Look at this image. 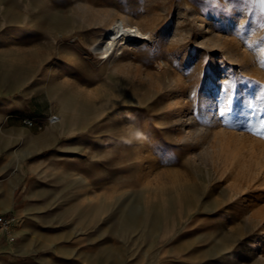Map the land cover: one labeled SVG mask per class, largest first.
<instances>
[{
    "label": "rangeland",
    "instance_id": "rangeland-1",
    "mask_svg": "<svg viewBox=\"0 0 264 264\" xmlns=\"http://www.w3.org/2000/svg\"><path fill=\"white\" fill-rule=\"evenodd\" d=\"M121 15L158 33L100 57ZM210 32L241 56L200 115ZM179 97L213 130L187 146ZM220 137L264 143V0H0V264H264V173Z\"/></svg>",
    "mask_w": 264,
    "mask_h": 264
},
{
    "label": "bare ground",
    "instance_id": "bare-ground-1",
    "mask_svg": "<svg viewBox=\"0 0 264 264\" xmlns=\"http://www.w3.org/2000/svg\"><path fill=\"white\" fill-rule=\"evenodd\" d=\"M112 12V11H111ZM189 12H190V9H189ZM194 10H192L191 8V13L194 15ZM112 15H115L117 13H114L112 12L111 13ZM119 16V15H117ZM124 16V15H121V17ZM112 17V16H110ZM198 17V16H197ZM196 17V18H197ZM114 18V16H113ZM142 18V17H141ZM143 18H145L143 16ZM193 19V17H191ZM195 18V17H194ZM195 18V19H196ZM108 19V18H107ZM106 19V21L108 22V20ZM152 19H154L152 17ZM194 19V20H195ZM204 19V18H203ZM206 20H209L210 18L209 17H205ZM112 20V19H110ZM141 21V19H139ZM146 20V19H145ZM147 20H150V18ZM106 21H104L105 25H106ZM155 21V20H153ZM101 22V21H100ZM151 22V20L149 21ZM206 22V21H205ZM103 23V21H102ZM104 23L102 25H104ZM146 23V21L144 22ZM155 23V22H154ZM194 23V22H193ZM196 23V22H195ZM194 23V24H195ZM99 24V23H98ZM156 24V23H155ZM101 25V26H102ZM155 27V26H154ZM154 27L150 26V25H146V24H142L141 22L138 21V19L136 20L135 18L131 17V16H126V17H122L120 19H115L113 20L112 22L109 23L108 25V28H107V34H105L103 36V38L101 39V41L94 47V52L96 54H98L100 57H103V58H110V57H113L117 54H119L120 52H130V51H135L136 49H140L141 47H145L148 45V43H150V41L153 40L154 38V35H156V32L154 30ZM157 27V26H156ZM155 27V28H156ZM200 27V26H199ZM198 27V28H199ZM157 30V29H156ZM184 31H182L183 33ZM206 32V31H205ZM204 33V32H203ZM178 34V33H177ZM186 34V33H185ZM190 34V33H189ZM199 34V33H198ZM208 34V33H207ZM210 34V38L212 39H209V45H214L215 47L219 46V47H222L221 49V54L223 55L222 57H219L218 53L219 52H212L211 53V61L210 63H212V75L210 76V83H209V86H208V89L201 92L202 96L200 97L199 101H198V107H199V110L201 112L200 115L204 114V112L209 109V108H212L214 104V100L216 99V97L218 96V89L221 85H219V78H218V64L220 60H228V61H236L237 59V56H239L238 54L235 53V49H231V48H228V47H225L222 45V41H219L217 39L214 38L213 35H211V32L209 33ZM214 35H216L214 32H213ZM160 35V34H159ZM183 35V34H182ZM180 36V35H179ZM178 36V37H179ZM205 36V35H204ZM212 36V37H211ZM186 37V36H185ZM184 38V37H183ZM188 38V37H187ZM205 38V37H204ZM180 39V38H179ZM177 40V39H176ZM183 40V39H182ZM181 40V42H182ZM187 40V39H186ZM207 41V40H206ZM208 42V41H207ZM207 42H205L204 44H206ZM181 44V43H180ZM183 44V43H182ZM202 44V43H201ZM176 45H178L176 43ZM186 45V44H185ZM226 45V44H225ZM180 46V45H179ZM213 46V47H214ZM125 47L126 49L123 50L122 48ZM230 47V46H229ZM209 48V47H208ZM207 49V47L205 48ZM212 49V47H211ZM209 49V50H211ZM208 50V49H207ZM212 51H215L212 50ZM206 52V51H205ZM208 53V52H206ZM137 55V54H136ZM205 55V54H204ZM203 55V57H204ZM243 55V54H242ZM221 56V55H220ZM241 56V55H240ZM102 58V59H103ZM124 59V56L122 57ZM121 58V59H122ZM205 58V57H204ZM241 58V57H240ZM113 59V58H112ZM120 59V58H118ZM117 59V60H118ZM122 59V60H123ZM126 59V58H125ZM124 59V61H126ZM239 60V57L237 59V61ZM227 61V62H228ZM116 62V61H115ZM166 62V61H164ZM203 62V60H202ZM125 63V62H124ZM222 63V61H221ZM229 63V62H228ZM224 64V63H223ZM221 64V68H222V65ZM121 65H124L122 64V61H121ZM120 65V66H121ZM167 65V64H166ZM225 65V64H224ZM245 65V64H244ZM160 66V65H159ZM220 67V66H219ZM120 68H118L119 70ZM230 69V68H228ZM123 70V69H122ZM211 70V69H210ZM220 71V70H219ZM221 74V73H220ZM206 83V82H205ZM207 85V83H206ZM190 86V85H189ZM191 87V86H190ZM182 88H183V85H182ZM182 88H178V89H182ZM184 88L185 85H184ZM193 88V87H192ZM206 89V88H205ZM186 90V89H185ZM191 90V89H190ZM178 91V90H177ZM188 91V90H187ZM196 91V90H195ZM179 92V91H178ZM192 92V91H191ZM190 92V93H191ZM183 93V92H182ZM186 94V93H185ZM175 97V96H174ZM176 99V98H175ZM185 101V100H184ZM220 102V101H219ZM186 103V102H185ZM195 103V101H194ZM177 105H179L181 108L178 109V111H176V113L174 114V116L177 118L176 120V124L182 129L184 130L186 133L184 136H182L181 140L183 142H185V145L188 144L189 141H199L201 140L202 136L204 135H208V134H211V127L210 125H207L206 124H202V123H199L196 119H195V116H188L186 115L185 111H184V103H183V100L181 99V97L178 98L177 102H176ZM175 107V106H174ZM192 107V106H191ZM196 107V106H195ZM188 108V107H187ZM189 110V109H188ZM170 110H168L169 112ZM194 111V110H193ZM172 112V111H171ZM170 112V113H171ZM174 112V111H173ZM197 112V111H196ZM169 113V114H170ZM189 113V111H188ZM213 113V112H212ZM192 114V112H191ZM113 115H116V116H113V118H109V120L107 121L108 123L109 122H112L116 119H118L119 117H121V111H118L116 112L115 114ZM194 115V114H193ZM215 116V115H213ZM112 117V116H110ZM208 119V118H207ZM206 119V120H207ZM59 122V121H58ZM106 123V122H105ZM56 124V123H55ZM107 124V123H106ZM209 124V123H208ZM105 125V124H103ZM213 125V124H212ZM178 128V127H177ZM52 130V129H51ZM223 130V129H222ZM181 131V130H180ZM225 131V130H224ZM51 132V131H50ZM224 133V132H223ZM180 135V134H179ZM244 135V134H242ZM241 135V136H242ZM53 136V135H52ZM46 137V136H45ZM243 137V136H242ZM48 139V138H47ZM51 139V138H50ZM251 140V139H250ZM43 141V140H41ZM197 141V142H198ZM218 141H219V144L221 145V150H225L226 148L229 149V154L228 155H231L232 156V164H235L237 163V161H241V162H246L248 163L246 166L248 167L247 170L251 171V173L253 174H260V173H264V143H261L259 144L260 147H257L259 145H257L256 143L254 142H251L247 145V147H244V146H240V144L238 143V145H235V146H230V144L228 143L229 140H227V137H226V140L223 139V138H218ZM246 141H248L246 139ZM253 141H255V139H253ZM42 143V142H41ZM196 143V142H195ZM184 144V143H183ZM244 144V143H243ZM32 147L33 148H38V140L36 139H33L32 140ZM228 145V146H227ZM187 146V145H186ZM240 162V163H241ZM230 165V164H229ZM240 165V164H239ZM226 166V165H225ZM235 166V165H234ZM23 175V174H21ZM252 176V175H251ZM254 177V176H253ZM256 177V176H255ZM249 183V182H248ZM249 185V184H248ZM20 211V210H18ZM20 222L19 220V217L18 215L15 216V224L18 225ZM15 238V237H14ZM16 242V241H15ZM13 247V246H12ZM11 252V251H9ZM16 252V251H15ZM17 253V252H16ZM19 255V254H18Z\"/></svg>",
    "mask_w": 264,
    "mask_h": 264
},
{
    "label": "built area",
    "instance_id": "built-area-1",
    "mask_svg": "<svg viewBox=\"0 0 264 264\" xmlns=\"http://www.w3.org/2000/svg\"><path fill=\"white\" fill-rule=\"evenodd\" d=\"M56 120L57 118L54 117L50 121L52 123H56ZM26 124L32 127L35 125L33 120L26 121ZM15 227H16L15 216L0 215V239H6L7 241H13Z\"/></svg>",
    "mask_w": 264,
    "mask_h": 264
},
{
    "label": "crops",
    "instance_id": "crops-1",
    "mask_svg": "<svg viewBox=\"0 0 264 264\" xmlns=\"http://www.w3.org/2000/svg\"><path fill=\"white\" fill-rule=\"evenodd\" d=\"M3 207V209H6V210H9L10 209V207H8V206H2ZM18 214H22L21 212L20 213H18ZM4 215H9L8 213H6V214H4ZM4 241H5V239H0V255L1 254H5L7 251L5 250V248L2 246V244L4 243Z\"/></svg>",
    "mask_w": 264,
    "mask_h": 264
}]
</instances>
